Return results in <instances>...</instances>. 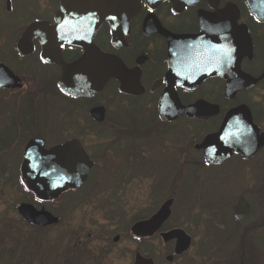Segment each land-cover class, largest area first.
Returning <instances> with one entry per match:
<instances>
[{"label":"rangeland","instance_id":"obj_1","mask_svg":"<svg viewBox=\"0 0 264 264\" xmlns=\"http://www.w3.org/2000/svg\"><path fill=\"white\" fill-rule=\"evenodd\" d=\"M55 2L11 0L10 11L0 3V47L4 43L0 60L14 70L20 68L13 46L22 29L41 15L42 7L53 8ZM43 70L34 65L24 73L30 89L0 91V143L6 147L0 152V167H5L0 174V264H133L136 251L151 257L154 264H264V229L257 233L262 221L254 218L236 224L230 216L232 198L241 191L243 177L237 175L231 181L236 170L226 166L197 168L188 141L198 136L193 128L186 126L187 144L182 149L171 131L159 139L156 133L162 128L148 120L155 116L153 106L145 105L152 98L134 101L117 93L113 85L99 97L107 107L108 125L94 127L84 121L82 139L94 160L88 180L41 204L24 193L18 186V168L26 141L37 134L50 139L62 130L70 131L59 123L67 118L65 109L60 110L63 103L44 93V84L34 75ZM131 136L145 156L168 153L170 161L176 158L181 163L185 158L184 167L173 171L169 165L163 167L166 158L142 160L144 155L137 157L141 169L116 159L128 149ZM168 198L173 205L164 227L184 229L192 237L190 247L170 261L166 258L173 242H163L158 235L141 242L130 233L136 220L155 213ZM21 202L44 206L59 218L58 224L28 225L16 211ZM251 227L255 230L245 233Z\"/></svg>","mask_w":264,"mask_h":264},{"label":"flooded vegetation","instance_id":"obj_2","mask_svg":"<svg viewBox=\"0 0 264 264\" xmlns=\"http://www.w3.org/2000/svg\"><path fill=\"white\" fill-rule=\"evenodd\" d=\"M6 1L0 0L1 7L5 10ZM191 1L194 2L176 6L172 0H162L152 6L142 0L138 11L129 18L128 27H122L115 37L108 21H103L93 35L92 43L95 46L121 60L127 71V79L138 94L123 92L120 89V78L112 77L94 95H70L60 86L62 70L59 64L42 59L43 45L39 39L32 37L30 49L26 44L23 47L25 52L19 50V38L30 23L43 21L50 26L56 23L61 0H56L53 8H48L47 5L42 7L44 11L41 15L22 29L13 46L19 69L14 70L0 60V64L12 70L22 84L19 88L0 87V91L28 88L24 75L28 74L27 69L34 65L44 67L42 74L35 71L34 75L44 84V93L56 96L63 103L64 107L60 110L65 109L67 118L61 119L59 123L70 131L62 130L60 134L49 136L50 139L37 134L27 141L40 138L45 149L65 142H78L76 146L81 147L93 161L87 180L94 167V160L82 139V133L86 130L84 121L92 123L94 127L108 125L107 107L99 100L104 89L113 85L117 93L134 101L151 97L145 105L148 103V107L149 104L153 106L155 116L148 120L153 126L162 128L156 133L159 139L163 140V134L171 131L174 141H179V149H182L187 144L185 132L188 129L186 126H189L193 128V135H198L188 140L192 142L188 147L197 158L194 162L197 168L222 169L226 166L236 170V175L230 177L231 181L237 175L240 179L243 177L241 191L235 194L236 198H232L230 216L236 224L259 219L263 227H258V233L264 229V0H258L261 5L257 7L250 6L247 0ZM43 33L42 30L36 31L37 35ZM3 47L4 43L0 51ZM57 49L59 57L66 64L76 61L84 53V49L75 44H59L54 51ZM0 55L2 56L1 52ZM48 85L51 86L49 89ZM235 88L232 97L226 96L229 92L233 93ZM163 94L169 100L171 98V102L168 101L165 105L176 110L180 105L184 107L200 102L204 106L198 111L201 116L191 117L173 110L170 112L172 118H162L159 113V100ZM240 106L246 109L250 120L243 127L242 151L232 148L229 156L221 162H207L204 150L199 144L207 135L217 133L225 116ZM94 108H102V119L91 115ZM134 139L136 138L131 136L127 145L128 151L125 150L116 159L126 163L128 160L131 166L141 169L143 165H137V157L144 154L139 152L138 145L133 144ZM159 147L162 150V144ZM163 155L150 153L141 159L153 158L159 161V158H166L167 163L162 164L163 167L169 165L170 169L177 172L184 167L185 158L177 163L175 157L170 161L168 153H165V157ZM78 188L67 187L62 192ZM240 200H243V204L236 210ZM252 228L254 227L245 230V233L255 230ZM164 230L167 229L162 226L160 231ZM171 242L174 245V241Z\"/></svg>","mask_w":264,"mask_h":264},{"label":"water","instance_id":"obj_3","mask_svg":"<svg viewBox=\"0 0 264 264\" xmlns=\"http://www.w3.org/2000/svg\"><path fill=\"white\" fill-rule=\"evenodd\" d=\"M142 0H61L54 25L47 22L36 21L29 24L22 33L18 48L21 52L24 45L31 47V38L36 37L43 45L41 57L44 60L59 64L62 70L60 86L72 95L91 96L100 91L110 78H120V89L129 94H138L133 84L127 79V71L121 60L112 54L99 50L92 38L103 21L110 23L113 36L122 27H128V20L139 9ZM148 5L155 6L162 0H144ZM176 6L194 2L191 0H172ZM253 7L260 6L258 0H247ZM227 6H235L227 4ZM7 10L10 1H6ZM42 30L43 34H36ZM122 30V29H121ZM75 44L84 49V53L76 61L66 64L59 57V51H54L59 44ZM235 62L237 58L235 57ZM20 79L4 64H0V87H21ZM226 94L232 97L235 94ZM171 102L163 94L159 100V113L164 119L172 118L170 112L175 110L179 114L191 117L201 116L198 111L204 106L198 103L190 106H181L178 110L167 107ZM102 108H94L91 115L102 119ZM178 115V114H177ZM250 123L249 115L243 106L231 110L224 118L221 128L217 133L207 135L199 144L204 150L208 162L218 163L229 156L231 149L242 151L243 127ZM77 142L70 141L44 148L41 139H30L24 147L20 174L28 189L36 196L46 199L57 197L65 188L79 187L86 179L92 162ZM173 199L164 201L158 210L148 219L136 221L130 228L137 237H149L156 233L171 213ZM243 204L240 200L236 210ZM18 214L26 223L41 227L57 224L59 218L46 210L44 206L39 209L33 204L21 202L16 206ZM163 242L175 240L174 253L185 252L191 243L190 236L180 228L170 229L160 233ZM115 237L114 240H117ZM172 255L167 256V261L172 260ZM133 264H154L150 257L135 252Z\"/></svg>","mask_w":264,"mask_h":264},{"label":"trees","instance_id":"obj_4","mask_svg":"<svg viewBox=\"0 0 264 264\" xmlns=\"http://www.w3.org/2000/svg\"><path fill=\"white\" fill-rule=\"evenodd\" d=\"M4 148H6L5 145L2 144V143H0V152H2V151L4 150ZM4 170H5V167H4V166H3V167L1 166V167H0V174L4 173ZM18 176H19V174H18ZM18 176H17V177H18ZM18 179H19V177H18ZM18 186L24 190V193L26 192V193L30 194V193L25 189V187L21 184L20 181H18ZM31 196H32L33 198H35L33 195H31ZM36 228H37V227H36ZM138 240L141 241V242H144V241H145V240H141V239H138Z\"/></svg>","mask_w":264,"mask_h":264},{"label":"bare ground","instance_id":"obj_5","mask_svg":"<svg viewBox=\"0 0 264 264\" xmlns=\"http://www.w3.org/2000/svg\"><path fill=\"white\" fill-rule=\"evenodd\" d=\"M22 35V34H21ZM21 37V36H20ZM20 39V38H19ZM17 211V210H16ZM18 213V212H17ZM19 215V214H18ZM20 216V215H19ZM21 217V216H20ZM21 219L23 220V218L21 217ZM23 222H25L24 220H23ZM26 223V222H25ZM28 225H30V226H33V225H31V224H28ZM33 227H35V226H33Z\"/></svg>","mask_w":264,"mask_h":264}]
</instances>
